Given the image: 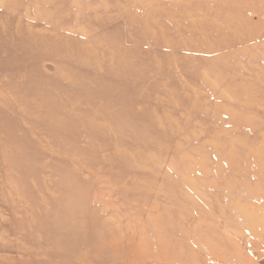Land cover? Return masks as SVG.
<instances>
[{
	"label": "rangeland",
	"instance_id": "obj_1",
	"mask_svg": "<svg viewBox=\"0 0 264 264\" xmlns=\"http://www.w3.org/2000/svg\"><path fill=\"white\" fill-rule=\"evenodd\" d=\"M0 264H264V0H0Z\"/></svg>",
	"mask_w": 264,
	"mask_h": 264
}]
</instances>
